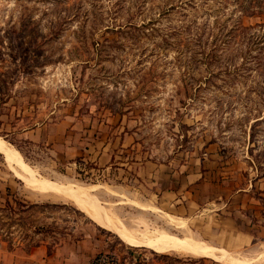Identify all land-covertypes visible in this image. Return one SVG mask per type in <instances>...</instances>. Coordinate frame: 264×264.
<instances>
[{
  "label": "rangeland",
  "instance_id": "374dc122",
  "mask_svg": "<svg viewBox=\"0 0 264 264\" xmlns=\"http://www.w3.org/2000/svg\"><path fill=\"white\" fill-rule=\"evenodd\" d=\"M257 23L238 0H0V138L36 179L95 187L96 207L141 241L194 238L254 260L264 253ZM14 175L0 154V264L88 228L103 246L87 264L104 252L124 264H223L128 246Z\"/></svg>",
  "mask_w": 264,
  "mask_h": 264
},
{
  "label": "bare ground",
  "instance_id": "6f19581e",
  "mask_svg": "<svg viewBox=\"0 0 264 264\" xmlns=\"http://www.w3.org/2000/svg\"><path fill=\"white\" fill-rule=\"evenodd\" d=\"M0 154L7 160L8 166L13 170L14 176L24 182L28 187L41 194L52 193L73 201L80 212L85 214L98 227L115 234L123 243L131 247H145L157 254L176 253L183 256L196 258H210L223 264H253L264 253L256 259H236L223 250L214 249L194 238L175 240L162 233H154L151 237L159 239L156 241H141L130 231L106 217L97 207L91 190L95 189H67L52 182L36 179L34 172L22 161L21 155L0 138ZM181 226V225H180ZM190 237V236H189ZM154 239V238H153Z\"/></svg>",
  "mask_w": 264,
  "mask_h": 264
},
{
  "label": "crops",
  "instance_id": "0c3cea01",
  "mask_svg": "<svg viewBox=\"0 0 264 264\" xmlns=\"http://www.w3.org/2000/svg\"><path fill=\"white\" fill-rule=\"evenodd\" d=\"M88 229V233L76 242L55 244L50 248L51 253L47 252V242L32 246L25 255L16 252L15 264H87L103 246L101 237L93 235V230Z\"/></svg>",
  "mask_w": 264,
  "mask_h": 264
},
{
  "label": "trees",
  "instance_id": "16d2710c",
  "mask_svg": "<svg viewBox=\"0 0 264 264\" xmlns=\"http://www.w3.org/2000/svg\"><path fill=\"white\" fill-rule=\"evenodd\" d=\"M238 8L239 13L242 17L259 18L260 23H257L255 24V26H250L248 28H258L262 32L261 36L256 35L254 37V39L256 40V45L264 42V20L262 21V19H264V0H238ZM239 26H243L242 22L239 23Z\"/></svg>",
  "mask_w": 264,
  "mask_h": 264
},
{
  "label": "built area",
  "instance_id": "2783aa9c",
  "mask_svg": "<svg viewBox=\"0 0 264 264\" xmlns=\"http://www.w3.org/2000/svg\"><path fill=\"white\" fill-rule=\"evenodd\" d=\"M90 264H124L123 260L115 253L104 252L97 254Z\"/></svg>",
  "mask_w": 264,
  "mask_h": 264
}]
</instances>
